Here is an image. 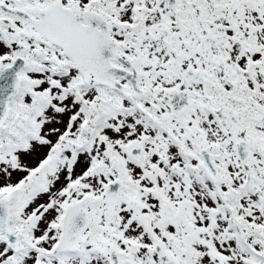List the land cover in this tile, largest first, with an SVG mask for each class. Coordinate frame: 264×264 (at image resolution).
Segmentation results:
<instances>
[{
  "label": "snow or ice",
  "instance_id": "1",
  "mask_svg": "<svg viewBox=\"0 0 264 264\" xmlns=\"http://www.w3.org/2000/svg\"><path fill=\"white\" fill-rule=\"evenodd\" d=\"M0 264H264V0H0Z\"/></svg>",
  "mask_w": 264,
  "mask_h": 264
}]
</instances>
